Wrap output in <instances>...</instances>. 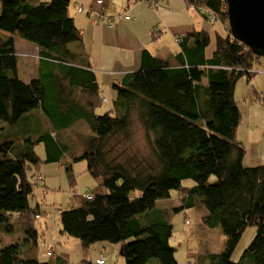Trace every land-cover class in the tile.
Here are the masks:
<instances>
[{
  "label": "trees",
  "instance_id": "obj_1",
  "mask_svg": "<svg viewBox=\"0 0 264 264\" xmlns=\"http://www.w3.org/2000/svg\"><path fill=\"white\" fill-rule=\"evenodd\" d=\"M142 1L155 13L169 11L170 0ZM184 1L202 13L227 17L224 0ZM70 5L71 0H0V264H72L62 257L41 261L35 227L42 219L37 185L50 180L40 164L57 162L68 150L71 161H86L99 182L85 190L90 199L72 190L76 205L60 211L55 220L62 235L81 241L84 252L106 241L119 247L125 264H178L177 247L171 243L173 217L200 205L206 211L204 225L220 228L225 237L221 253L207 254L210 264H264V164L244 165L235 98L238 82H251L261 58L227 29L216 33L208 56L209 33L193 29L179 37L180 49L164 59L145 49L138 70L115 78L117 97L112 108L99 114L106 97H101L90 54L83 47L71 48L83 43V31L69 14ZM87 11L93 14L91 7ZM94 15L96 25L115 27L117 16L111 21L105 9ZM160 33L159 28L152 39ZM18 39L36 50L29 82L20 77ZM40 113L51 123L49 129L32 127L31 136L18 137L19 121L39 124ZM76 121L92 131L80 144L82 151L59 133ZM140 126L143 136H136ZM138 138L144 143L140 151L135 149ZM119 141L138 151L132 166L121 153H112ZM36 146L43 147L45 160ZM73 165L66 171L71 173ZM186 180L194 184L185 185ZM135 192L140 195L134 197ZM176 192L183 204L174 208L168 201ZM248 228H255V236L235 261ZM6 234L10 242H4ZM80 264L97 262L84 258Z\"/></svg>",
  "mask_w": 264,
  "mask_h": 264
},
{
  "label": "rangeland",
  "instance_id": "obj_2",
  "mask_svg": "<svg viewBox=\"0 0 264 264\" xmlns=\"http://www.w3.org/2000/svg\"><path fill=\"white\" fill-rule=\"evenodd\" d=\"M92 1L96 0H71L69 8L70 16L76 19V21L80 24L79 20L83 15H80L81 13L78 12L77 4L83 5L85 7L83 14H87V7ZM102 1H104L105 5L109 7L106 16L109 17L111 21H113L114 16L125 13V10L129 5L131 7L136 3L135 0H114V3L117 5L113 7L112 0ZM147 3L144 2L140 5L147 6L150 9ZM169 6L170 13H164L166 10H162L159 13L160 17L158 18V21L163 26V28H160V35L157 40H149L146 38V49L154 56L161 55L163 53L174 54L180 48L179 44L174 40V37H172L171 30L174 29L175 33H182V29L195 26L197 31L204 30L209 32V35L211 34L212 44L210 51H212L214 36L216 37L217 35L216 33L214 34V32L219 31L224 33L225 26L228 24V21L226 22L225 19L217 17L216 19L219 22L215 23L211 21L209 13H201L194 7H188L184 0H170ZM154 14L157 16V13L154 12ZM132 15L134 16L133 12ZM119 22L121 21H116L115 25ZM93 23L97 24L98 21L94 20ZM153 31V33H158L157 28H154ZM92 35L93 32L91 29L90 32H86L85 34V45L87 46V50L85 49V51H89L88 49L94 45L95 41V46L92 48L91 62L93 71L97 76L100 86L101 97H106V102L103 103L101 107L97 108V112L99 114H103L112 108V100L117 97L113 84L118 81L114 78L122 76L124 72H113L110 68V64L115 57L118 56L113 50L105 51L100 43V40H98V38H93ZM16 42L17 47L20 50V77L24 79V81L29 82L34 77L32 71H34L38 59L36 56V50L31 43L23 39H18ZM71 48L74 49L75 45H71ZM143 49H145V47H143ZM130 59L132 60L133 58ZM122 69H124V67H122ZM253 75V79L250 83H247V81L243 79L237 84V97H235L241 113L238 137L246 149L244 165L248 167L264 164V58L255 62ZM243 91L244 93L246 92L245 95ZM254 91L259 93V99H257ZM243 95L245 99H242ZM50 124L51 123L43 121L40 113L39 124L36 120H34L31 124L25 122L24 119L19 121L16 135L20 138H26L31 136L29 130L32 127L36 130L49 129ZM59 133H63V135L66 134L68 136V140L71 141L70 144L72 146H77L76 151H82L80 144L84 141V139H86V137L92 135L91 129L88 130L87 126H83L82 121H76L71 126L66 127L64 132L60 131ZM134 133L136 136H143L141 126L138 127ZM1 137H4L3 139H5L7 136L3 135ZM138 140L140 141L141 138H138ZM135 143L137 144L136 146L139 145V148L135 149L139 151L143 150L144 143L141 141H135ZM35 148L37 153L40 155L38 156L45 160L47 156L44 154L43 147L36 146ZM112 148H115L112 153H121L126 163H129L131 166L133 165L132 163H135V159L132 155L138 151L129 149L130 142L124 143L119 141ZM144 154H148V151H145ZM71 157V151L68 150L62 153L61 159L57 162H43L40 164V166H42V174L45 176L47 173V178L50 176L49 182L46 181L47 184L44 185L43 182L41 184L42 187L37 185V189L39 190L36 193V200L42 204L40 206L42 219L35 221V227L38 229L40 236L38 255L41 261L51 262L54 260L56 255L60 253L70 255L72 264H79L80 261H82L80 260V257L84 247L82 246L81 241L75 237L62 235L56 226L55 220L60 211L70 209L76 205V201H74V197L71 195L72 190H74L76 194H78L77 191H79L84 196L89 194L86 193V189H92L97 186L99 182L89 174L88 164L86 161L73 163L71 161ZM72 165L73 171L69 173L70 171H66V167H71ZM57 173L60 175L59 179H57ZM72 173L73 175L71 176L70 174ZM184 183L188 186H192L194 184L192 180H186ZM46 187L48 188L47 193H43V190H45ZM139 195L140 192L133 193L134 197ZM180 197L181 194L176 192V194L172 197L173 199L168 201V203H170L174 208L179 207L183 204L182 198ZM163 201L164 200H160L158 202ZM35 202H33L34 206ZM165 204H167V202ZM45 212H47V214ZM183 212H180L179 214L177 213L173 217L175 228L171 243L177 247L176 259L178 264H210L207 254H218L224 250L225 237L222 230L220 228L209 229L204 225L203 217L205 216L206 211L203 206L199 205L195 209H186ZM255 232V228H248L246 230L234 253L235 261L239 260L243 251L249 246L255 236ZM3 238H5V240L3 239L4 242H10V238L7 234L3 235ZM56 242L59 243V245L55 244ZM105 245L108 246L106 251ZM54 246L56 247L55 250L57 253L54 256L48 255L46 250H50ZM116 247V245H113L110 242L100 241L93 244L85 252L92 262V256L99 254L98 251L102 250V255L106 259V264H125L123 257L120 256L121 254L118 255L115 249L112 250Z\"/></svg>",
  "mask_w": 264,
  "mask_h": 264
},
{
  "label": "crops",
  "instance_id": "obj_3",
  "mask_svg": "<svg viewBox=\"0 0 264 264\" xmlns=\"http://www.w3.org/2000/svg\"><path fill=\"white\" fill-rule=\"evenodd\" d=\"M112 1H113L112 6L113 7L116 6L117 4L114 3V0H112ZM128 1H130V0H128ZM141 3H144V1L140 0L139 2H136L135 4H133L131 7L129 5L127 7V9L125 10V13L117 15V18L115 20L121 21V22L116 24L113 29H111L109 27V25L106 23H102V24L100 23L101 25L100 24L96 25L93 23V18L95 16L94 11L97 13H100L101 10L105 9V14L108 13L109 7L105 5V2L103 3V5H100V6L97 5L96 1H92L91 3H89L88 7L89 8L91 7V9H92L91 12L93 14H89V13H88V15L87 14H80V15H83V16H81V18L79 20L81 25L75 19L76 25L83 31V43L80 46H78L77 44H74L75 48L73 50H75V51L77 49L81 50L82 47L87 50V46L85 45V42H86L85 34H86V32H90V29H91L93 32L92 37L98 38V40H100V43H101L102 47L105 49V51L113 50V51H115L116 55L118 56V57H115V59L110 64V68L113 70V72H116V73H120V72L125 73L126 72V73H128V72H133V71L138 70L140 68V65H141L142 53L146 49V45H145L146 44L145 43L146 38L149 40H154V39H152V37H153L152 33L154 32L153 31L154 28H158V27H156L157 24L160 25L159 28H163V26L158 21L159 20L158 18L160 17V15H159L160 10H158V12H157V16H158L157 17V16H155L154 12L152 11L153 9L150 6H149L150 9H149L147 6L140 5ZM132 12H133L135 17L132 15ZM164 13H170V11H165ZM124 14H131V17H134V18L131 21H125V20L123 21L120 19V18H122L120 16L124 15ZM132 21H134V22H132ZM93 25H95V26H93ZM193 29L196 30L195 26L186 27V29L184 28L181 30L182 33H180V32L175 33L174 29H172L171 30L172 37L181 36V35L184 36L187 33H190ZM217 32H219V31H215L214 34ZM220 33H222V32H220ZM210 36H211V34H210ZM127 40H128V42H127ZM214 43H215V36H214ZM214 43H213V50H214ZM211 44H212V36H211V43H210L209 49L207 51L208 56L209 55L212 56V53H213V50L210 51ZM93 46H95V41H94ZM93 46L88 49L89 51H87L90 54V57L92 55ZM143 47H145V49H143ZM107 48H109V49H107ZM169 54H172V53H163V54L158 55V56H160L161 58L164 59ZM130 58H133V59L131 60ZM122 67H124V69H122ZM115 78H117V77H115ZM243 93H244V91H243ZM245 94H246V92L244 93V95ZM244 95H243L242 99H245ZM235 97H237V86H236V90H235ZM257 99H259L258 96H257ZM239 128L240 127H238V135H239ZM58 245H59V243H58ZM107 248H108V246L105 245V251ZM55 249H56V247H55ZM114 249H115L116 253H118V255H120L119 248L116 247V248H113L112 250H114ZM46 251L48 252L49 250H46ZM98 252H99V254L92 256L93 262H97L99 259L104 257L102 255L103 254L102 250H100ZM56 257H57V259L59 257H62L66 260L71 261L70 255H65V254L60 253V254H57ZM55 258L53 261L56 260ZM84 258H88L90 260V258L86 255V252H84V250H83L81 257H80V260H83ZM46 262H48V261H46ZM81 262L82 261H80V263Z\"/></svg>",
  "mask_w": 264,
  "mask_h": 264
},
{
  "label": "water",
  "instance_id": "obj_4",
  "mask_svg": "<svg viewBox=\"0 0 264 264\" xmlns=\"http://www.w3.org/2000/svg\"><path fill=\"white\" fill-rule=\"evenodd\" d=\"M231 35L264 58V0H226Z\"/></svg>",
  "mask_w": 264,
  "mask_h": 264
},
{
  "label": "clouds",
  "instance_id": "obj_5",
  "mask_svg": "<svg viewBox=\"0 0 264 264\" xmlns=\"http://www.w3.org/2000/svg\"><path fill=\"white\" fill-rule=\"evenodd\" d=\"M225 2H226V0H224ZM99 5H103V4H99ZM227 5V4H226ZM78 4H77V8H78ZM200 12H201V9H200ZM82 13V12H81ZM202 13V12H201ZM210 14V16H211V21H213V22H219V21H217V17H219V16H213L211 13H209ZM122 20L124 21V19H123V17H122ZM226 22L228 23L226 26H225V29H227V30H229V33L231 34V32H230V28H229V19H228V16L226 17ZM158 29V32H159V28H157ZM218 33H220V32H218ZM225 33V32H224ZM224 33H220V34H224ZM232 36V35H231ZM180 36H174V40L179 44V42H180V38H179ZM233 37V36H232ZM234 38V37H233ZM235 39V38H234ZM241 43V42H240ZM244 45V44H243ZM247 47V46H246ZM248 48V47H247ZM249 49V48H248ZM250 50V49H249ZM160 57V56H159ZM85 196V195H84ZM53 251V248H51L47 253H48V255H50V256H54V255H51V252ZM54 251H55V247H54ZM98 264V263H97Z\"/></svg>",
  "mask_w": 264,
  "mask_h": 264
},
{
  "label": "built area",
  "instance_id": "obj_6",
  "mask_svg": "<svg viewBox=\"0 0 264 264\" xmlns=\"http://www.w3.org/2000/svg\"><path fill=\"white\" fill-rule=\"evenodd\" d=\"M99 4H103L102 3V1H99L98 2ZM163 5V4H162ZM82 6L81 5H79L78 6V12L79 13H81L82 12ZM100 17L102 18V20L105 18L104 16H102L101 14H100ZM121 17H123V19L125 20V21H131V17L129 16V15H124V16H121ZM121 20H122V18H120ZM101 20V19H100ZM85 198H91V196H90V194H86L85 196H84ZM97 263L98 264H106V259L103 257V258H101V259H99L98 261H97Z\"/></svg>",
  "mask_w": 264,
  "mask_h": 264
}]
</instances>
